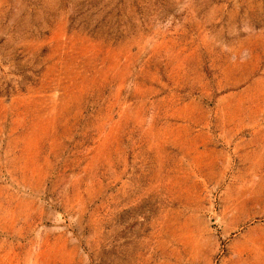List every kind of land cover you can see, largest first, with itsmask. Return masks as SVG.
Listing matches in <instances>:
<instances>
[{"label": "rangeland", "instance_id": "374dc122", "mask_svg": "<svg viewBox=\"0 0 264 264\" xmlns=\"http://www.w3.org/2000/svg\"><path fill=\"white\" fill-rule=\"evenodd\" d=\"M0 264H264V0H0Z\"/></svg>", "mask_w": 264, "mask_h": 264}]
</instances>
